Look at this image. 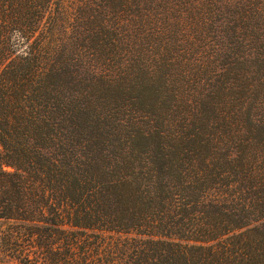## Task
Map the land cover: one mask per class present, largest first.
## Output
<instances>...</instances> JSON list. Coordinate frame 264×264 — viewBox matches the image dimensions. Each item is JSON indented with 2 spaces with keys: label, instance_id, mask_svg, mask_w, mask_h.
I'll return each instance as SVG.
<instances>
[{
  "label": "trees",
  "instance_id": "trees-1",
  "mask_svg": "<svg viewBox=\"0 0 264 264\" xmlns=\"http://www.w3.org/2000/svg\"><path fill=\"white\" fill-rule=\"evenodd\" d=\"M0 220L20 264H264V0H0Z\"/></svg>",
  "mask_w": 264,
  "mask_h": 264
},
{
  "label": "rangeland",
  "instance_id": "rangeland-1",
  "mask_svg": "<svg viewBox=\"0 0 264 264\" xmlns=\"http://www.w3.org/2000/svg\"><path fill=\"white\" fill-rule=\"evenodd\" d=\"M15 228V224L8 221L0 220V236L8 234L11 229ZM0 264H20L15 259L8 256L7 251L4 248V245L0 241Z\"/></svg>",
  "mask_w": 264,
  "mask_h": 264
}]
</instances>
